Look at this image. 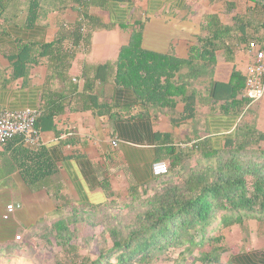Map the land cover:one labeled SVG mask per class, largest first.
I'll return each instance as SVG.
<instances>
[{"label": "crops", "instance_id": "0c3cea01", "mask_svg": "<svg viewBox=\"0 0 264 264\" xmlns=\"http://www.w3.org/2000/svg\"><path fill=\"white\" fill-rule=\"evenodd\" d=\"M148 1L155 11L146 15L142 48L163 54L174 44L176 56L187 59L189 47L202 35L203 16L192 22L186 0ZM131 4H123L122 9ZM204 4L211 7L208 0ZM44 11L32 25L21 10L0 16V112L36 110L41 150L33 152L34 163V158L23 160L17 145H0V260L15 262L17 256L29 264H52L62 251L66 255L68 237L61 238L66 226L72 231L96 228L100 215L109 223V218L115 219L116 207L138 211L162 188V180L145 170L159 157L155 133L170 135L172 143L165 147L171 145L181 154L194 150L197 140L207 139L209 147L221 148L238 135L264 133V97L252 101L244 96L251 61L246 46L236 48L233 59L218 53L211 83L193 82L188 93L196 91L200 100L192 118L184 117L186 104L178 97L173 98L174 109L159 108L130 88L116 87L113 77L106 84L97 82L94 101H81L78 92L84 81L77 77L85 68L94 71L107 64L115 74L121 50L131 42V29L114 21L113 13V27L95 32L88 50H71L76 51L67 73L71 83H78L73 88L56 73L67 63L42 55V46L80 15L72 9ZM97 15L108 22L107 14ZM215 83L228 85L225 95L234 93V99L213 103ZM130 117L140 119L128 122ZM126 127L136 129L143 140L128 138ZM10 204L15 210L4 219ZM14 247L18 255L13 254Z\"/></svg>", "mask_w": 264, "mask_h": 264}, {"label": "trees", "instance_id": "16d2710c", "mask_svg": "<svg viewBox=\"0 0 264 264\" xmlns=\"http://www.w3.org/2000/svg\"><path fill=\"white\" fill-rule=\"evenodd\" d=\"M220 1H224L223 13L230 20L224 22L217 12L204 14L202 35L198 36L196 44L189 47L187 59L176 56L174 44H171L168 53L163 54L142 48L146 15L155 11L148 0H0V16L21 10L27 12L29 25H32L44 10L61 13L69 9L77 11L79 20L69 24L68 28L62 27L54 41L42 46L45 49L42 55L55 60L61 58L67 63L66 68L56 73L63 77V82L71 83L67 73L68 63L76 51L71 50L80 47L88 50L95 32L113 27L114 13V21L122 23L124 29H131V42L121 50L115 74L110 64L95 67L94 71L83 70V75L77 77L84 81L83 89L78 92L80 100L94 101L97 82L106 84L113 77L116 87L130 88L142 100L159 108L174 109L177 101L173 98L178 97L186 104L184 117L192 118L200 99L196 91L188 93V89L193 82L205 84L212 80L219 52L233 59L237 54L236 48L247 47L251 41L264 48V0H245L248 4L243 10H239V0H208V4L212 7ZM129 2L132 3L130 7L122 9V5ZM152 5H157V2ZM96 12L107 14L108 22H104ZM69 45L72 49H68ZM63 50L67 53L62 54ZM71 84L74 88L78 83ZM226 87V84H214L213 103L220 100L228 103L230 98L234 99L231 92L226 97ZM145 96L150 97L145 99ZM137 119L140 117H130L127 121ZM39 121L40 117L36 122L37 130ZM124 134L131 140H143L133 127H126ZM147 138L150 139L149 136ZM235 139H227L221 148L209 147L207 139L197 140L193 142L194 150L181 154L171 145L165 147L172 143L170 135L155 133L154 142L159 146L157 161L167 160L168 174L154 176L152 164L145 170L147 175L151 173L162 180L161 191L143 201V212L137 213L133 220L122 224L117 214V218L101 232L103 241L111 239L112 246L102 250L100 247L94 257L80 256V248L74 244L78 232L66 226L61 231V238L68 237L65 252L70 264H148L158 254L178 247L183 249L174 264H185L188 256L193 258L191 264H224L221 259L227 248L216 244L221 242L222 237L214 235V232L233 225L244 226L248 220L264 223V149L261 148L264 133L250 132ZM3 145H17L24 161L25 156L31 159L34 158V151H41L38 146L28 147L22 136H15ZM253 146H257L259 156L248 157L246 150ZM192 152H199L198 165L187 170L185 163L192 157ZM19 168L24 174V165ZM126 210L134 212L135 208ZM118 219L119 223L116 222ZM206 245L211 246L209 251H204ZM199 248L203 249L193 256ZM226 264H264V248L231 255Z\"/></svg>", "mask_w": 264, "mask_h": 264}, {"label": "rangeland", "instance_id": "374dc122", "mask_svg": "<svg viewBox=\"0 0 264 264\" xmlns=\"http://www.w3.org/2000/svg\"><path fill=\"white\" fill-rule=\"evenodd\" d=\"M186 4L189 7L188 11H191L190 20L195 23L194 19H200L201 16H204V14L208 12H218L224 22H228L230 19L227 15L224 13V1H220L217 3V5L213 7H208L207 4H204L207 0H186ZM248 3H245V0H239V10L245 9L246 5ZM224 12V13H223ZM183 19V18H182ZM261 148L264 149V142L261 143ZM249 150H246V155L248 157H252L257 155V146L249 147ZM255 150V151H250ZM253 154V155H252ZM192 157L186 161L185 165H187V170L189 168H194L198 164L199 161V152L191 155ZM199 156V157H198ZM257 158V157H256ZM257 160V159H256ZM200 166V165H199ZM186 170V171H187ZM161 191V190H159ZM143 206H141L138 211H131L129 210H122V208L117 207L115 208V219L117 218L116 215L119 214L122 224L126 223L128 221L133 220L134 216L137 213L143 212ZM119 218V217H118ZM114 218H109L108 222H111L115 220ZM97 223L96 228H85L84 230L79 229L77 230L78 236L76 237V240L74 241V244H76L80 248V256H91L94 257L99 248L102 249H109L110 246H112L111 239L103 241L101 237V232L104 231L103 228H106L109 224L105 223V216L100 215V218L96 220ZM119 223L118 221H116ZM116 224V226L118 225ZM121 224V223H120ZM81 226H84L82 223ZM75 230V229H74ZM214 235L222 237L221 242L216 243L219 246H223L227 248V252L223 254L221 262L226 264L228 262V259L231 255H236L241 252H251V251H259L264 248V223H261L257 220H248L245 222L244 226L239 225H233L231 227L225 228L222 231H216L214 232ZM67 238V237H66ZM204 248V247H203ZM203 248L196 249L193 256H197L198 250L201 251ZM61 249V248H60ZM183 247L178 248H172L169 249L163 253L158 254V256H155L153 261L148 264H174V260H179V253L182 252ZM204 251H209L211 249L210 245H206ZM62 250V249H61ZM17 247L13 248V254H17ZM188 256V255H187ZM56 261H52V264H70L68 255L64 253V251L61 252V254L58 256H55ZM54 259V260H55ZM13 261H8V259H1L0 264H29L21 259H19L17 256L16 258H13ZM193 260L192 257L188 256V260H186L185 264H191V261Z\"/></svg>", "mask_w": 264, "mask_h": 264}, {"label": "built area", "instance_id": "2783aa9c", "mask_svg": "<svg viewBox=\"0 0 264 264\" xmlns=\"http://www.w3.org/2000/svg\"><path fill=\"white\" fill-rule=\"evenodd\" d=\"M247 49L251 61L246 71L244 96L252 101H258L264 97V48H261L257 42L251 41ZM37 118V111L30 108L0 112V145L15 136H22L28 147L39 146ZM113 145L116 146L117 142L114 141ZM168 168L166 161H157L152 165V172L154 176L161 177L168 174ZM14 210L13 204L8 205L4 219H8ZM16 239L20 240L21 236H16Z\"/></svg>", "mask_w": 264, "mask_h": 264}, {"label": "clouds", "instance_id": "9594fccd", "mask_svg": "<svg viewBox=\"0 0 264 264\" xmlns=\"http://www.w3.org/2000/svg\"><path fill=\"white\" fill-rule=\"evenodd\" d=\"M246 81V80H245Z\"/></svg>", "mask_w": 264, "mask_h": 264}]
</instances>
